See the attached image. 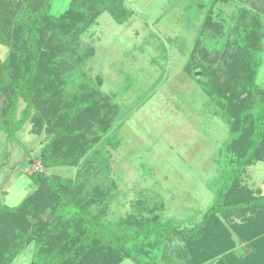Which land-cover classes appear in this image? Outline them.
<instances>
[{
  "label": "rangeland",
  "instance_id": "1",
  "mask_svg": "<svg viewBox=\"0 0 264 264\" xmlns=\"http://www.w3.org/2000/svg\"><path fill=\"white\" fill-rule=\"evenodd\" d=\"M50 1L49 13L57 17L72 2ZM122 2L119 7L129 13L124 22L100 4L87 14L84 28L53 42L65 69L64 93L75 94L81 86L99 89L116 107L113 127L98 133L100 138L91 141L79 165L45 169L40 152L52 137L44 131L32 133L30 121L15 130L26 107L20 99L12 121L8 115L0 117L1 206L15 208L37 193L47 195L50 188L29 177L37 171L83 187L82 195L90 198L88 210L116 228L136 219L190 229L216 203L224 173L234 168L228 150L232 133L220 107L200 87L201 70L189 74L186 66L197 45L224 61L234 40V22L246 7L259 15L264 35V0ZM25 9L23 3L13 16L22 17ZM262 43L257 84L264 90V36ZM11 50L0 42V61ZM241 184L252 195L264 196V158L247 167ZM262 213H248V224L240 213L223 218L236 260L252 253L253 241L264 247ZM33 248L31 242L12 264H30ZM166 255L173 264H190L180 237L168 245ZM262 259L264 253L257 262ZM246 260L244 264H254ZM120 264L138 263L125 258Z\"/></svg>",
  "mask_w": 264,
  "mask_h": 264
},
{
  "label": "trees",
  "instance_id": "2",
  "mask_svg": "<svg viewBox=\"0 0 264 264\" xmlns=\"http://www.w3.org/2000/svg\"><path fill=\"white\" fill-rule=\"evenodd\" d=\"M24 1L0 0V42L12 49L0 61V117L8 115L12 121L22 99L26 107L15 130L30 121L32 133L44 131L52 137L41 149V166H77L91 141L100 138L98 133L113 127L116 107L92 87L64 93L65 69L53 42L84 28L87 14L100 4L121 23L129 13L119 7L122 0H72L69 10L57 17L49 13L50 0ZM23 3V16H13ZM233 28L224 61L197 45L186 66L189 74L201 70L200 87L220 107L232 133L228 150L234 168L224 173L218 199L202 220L190 229L136 219L116 228L88 210L90 198L82 195L83 187L37 171L29 177L47 185V195L37 193L15 208L0 205V264H12L31 242L30 264H120L125 258L138 264H173L166 248L178 237L184 240L190 264H244L246 259L264 264V259L257 262L264 253L261 241H253L247 258L236 260L234 240L223 222L240 213L248 224V213L257 217L264 212V196L252 195L241 184L247 167L264 158V90L257 84L264 35L259 15L248 7ZM97 80L101 85L102 79Z\"/></svg>",
  "mask_w": 264,
  "mask_h": 264
}]
</instances>
